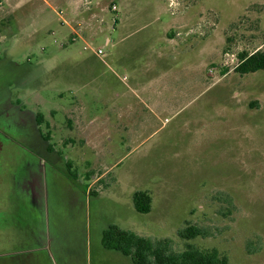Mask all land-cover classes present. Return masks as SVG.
Here are the masks:
<instances>
[{
    "label": "rangeland",
    "instance_id": "rangeland-1",
    "mask_svg": "<svg viewBox=\"0 0 264 264\" xmlns=\"http://www.w3.org/2000/svg\"><path fill=\"white\" fill-rule=\"evenodd\" d=\"M86 1L0 0V88L12 85L14 97L24 85L26 107L42 114L69 163L71 176L55 163L44 177V221L59 259L133 264L102 246L109 225L181 250L177 230L191 223L208 232L190 240L197 247L216 248L230 264H264V69H234L239 52L264 49V0ZM59 9L82 23L83 41L70 39ZM85 43L100 47L106 64ZM117 54L168 55L133 74ZM147 82L158 86L144 90ZM26 154L0 190V207L16 221L38 212L22 189L24 158H35ZM138 190L151 197L147 213L133 207ZM18 233L4 242L12 250L39 242Z\"/></svg>",
    "mask_w": 264,
    "mask_h": 264
},
{
    "label": "flooded vegetation",
    "instance_id": "flooded-vegetation-1",
    "mask_svg": "<svg viewBox=\"0 0 264 264\" xmlns=\"http://www.w3.org/2000/svg\"><path fill=\"white\" fill-rule=\"evenodd\" d=\"M12 69L13 71L15 69L16 75L24 73V67L20 64L13 65ZM17 70L20 72H17ZM11 86L8 85L7 89L5 87L0 88V190L2 185L7 186L8 182L11 184L9 179L15 177L14 170L19 167L18 163H15L16 156H20L21 151L27 152L35 158H24V166H21L25 170L22 178V189L27 193L30 203L36 206L38 212L35 216L30 214L27 218L16 221L11 220L0 207V259L6 258L8 253H13L9 250L12 247H8L6 246L8 244L4 243L10 236V230L12 229L19 230L17 236L20 241V237H24L25 234L39 241L30 245L19 242L17 245L23 246L22 248H34L46 241L52 243L50 233L47 234L49 225L45 224L44 221L48 212V199L45 197V173L47 167H49V170L54 169V164L57 163L71 176L68 161H64L59 156V150L55 147L51 133L48 132V122L39 121L42 114L33 112L26 107L24 99L19 93L25 91L26 88L24 85L18 87L17 95L13 97L11 91L9 93ZM55 168L57 167L55 166ZM52 172L51 174L54 175L55 173ZM55 175L58 177L60 174ZM35 195L41 200L34 201ZM40 213H43V215L39 219ZM38 219L42 223L39 226L36 223ZM20 224L26 227L22 228ZM10 225L13 226L10 228ZM39 229H41V232H39ZM22 248H19V250ZM27 253L33 254V251Z\"/></svg>",
    "mask_w": 264,
    "mask_h": 264
},
{
    "label": "trees",
    "instance_id": "trees-1",
    "mask_svg": "<svg viewBox=\"0 0 264 264\" xmlns=\"http://www.w3.org/2000/svg\"><path fill=\"white\" fill-rule=\"evenodd\" d=\"M234 69L239 74L264 69V49L239 52ZM40 120L42 121V116ZM151 202L150 195L145 191L138 190L132 195L133 207L140 213L149 212ZM228 203L231 202L228 200ZM207 235L204 227L187 223L177 230V236L185 241L184 247L181 250H174L170 238L152 241L132 231L109 225L101 233V244L106 249L115 250L129 257L133 264H230L228 256L216 248H199L190 242L196 237Z\"/></svg>",
    "mask_w": 264,
    "mask_h": 264
},
{
    "label": "crops",
    "instance_id": "crops-1",
    "mask_svg": "<svg viewBox=\"0 0 264 264\" xmlns=\"http://www.w3.org/2000/svg\"><path fill=\"white\" fill-rule=\"evenodd\" d=\"M78 2H80L83 5L82 1L83 0H77ZM75 4V2L73 3ZM72 23V25L70 24ZM69 24H61L64 28H67L71 34V27L75 26L76 23L75 22H70ZM78 40H82V39H78ZM109 42V39L106 38V42ZM83 41V40H82ZM95 55V54H94ZM104 55L102 54L101 56H97L95 55V57L99 58L103 63L106 64L105 60H104ZM168 54H117L116 58L119 61V63L121 65H125L127 68L130 69L131 73H135V71H139L147 67V65H149V67L151 68V63L148 64V60H150L151 57L157 58V59H164V57H166ZM129 66V67H128ZM143 70V71H144ZM148 70V67L146 68V71ZM78 73H69V77L68 79L72 82L78 81V78L76 79ZM135 77V76H134ZM133 77V78H134ZM124 78V77H123ZM133 81V79H132ZM170 82V81H169ZM160 83V82H159ZM167 85V82H164ZM164 83H162V85H165ZM131 84V83H130ZM170 84V83H168ZM134 85H138V83H132L131 85H129V87L131 88V86ZM146 87L144 90L147 91H151L152 89H156V86H158V82H147L146 83ZM173 88H175L176 86H172ZM147 88V89H146ZM130 90H134V89H130ZM149 96V95H148ZM136 98L139 99V101L142 104H146L147 106H163L161 103L158 104V99L154 98V97H138L137 95H135ZM117 98H120L119 95H117ZM153 113H155V111L152 110ZM133 114L132 110H126L124 112V115L126 117H128V119L126 118V120L130 121L129 118H131V115ZM122 115V112H121ZM121 115L119 117H121ZM123 115V116H124ZM89 123L93 122L91 119L88 121ZM108 127V126H107ZM97 132L99 133H105L106 132V123L105 125L101 126V127H97ZM57 171V170H56ZM55 174L59 175V171H57ZM11 251H13V253H8L6 258H2L0 259V264H74V261L71 260H60L59 256H58V247L57 245L53 246L52 243L49 242H44L42 243L40 246L34 247V248H22L21 250H15V249H9ZM60 250V249H59ZM33 251V254H28L27 252ZM81 264H88V262L84 259H82ZM79 262V264H80Z\"/></svg>",
    "mask_w": 264,
    "mask_h": 264
},
{
    "label": "built area",
    "instance_id": "built-area-1",
    "mask_svg": "<svg viewBox=\"0 0 264 264\" xmlns=\"http://www.w3.org/2000/svg\"><path fill=\"white\" fill-rule=\"evenodd\" d=\"M86 4H87V1L83 3L84 6ZM111 9L115 10L116 5L112 4ZM56 14H57L58 20L60 21L61 24H69L70 23L68 18L66 17V14L64 13L63 9L56 10ZM75 23H76V25L71 27L72 31H71L70 39L72 41H75V40H78L81 38L80 32L82 30V23L80 21H77ZM107 43H108V40H107ZM85 47L90 48L91 51L97 56H101L102 54H104L100 47L99 48H93L92 46L88 45L87 43H85Z\"/></svg>",
    "mask_w": 264,
    "mask_h": 264
}]
</instances>
